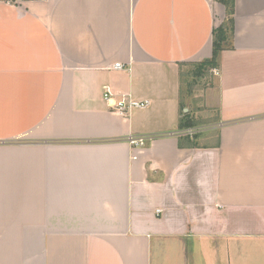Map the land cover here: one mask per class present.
Returning <instances> with one entry per match:
<instances>
[{
  "label": "crops",
  "instance_id": "obj_1",
  "mask_svg": "<svg viewBox=\"0 0 264 264\" xmlns=\"http://www.w3.org/2000/svg\"><path fill=\"white\" fill-rule=\"evenodd\" d=\"M224 19L215 0H0V264H264V0H234L218 74L182 95ZM106 89L149 106L118 115ZM182 113L206 129L178 136Z\"/></svg>",
  "mask_w": 264,
  "mask_h": 264
},
{
  "label": "trees",
  "instance_id": "obj_2",
  "mask_svg": "<svg viewBox=\"0 0 264 264\" xmlns=\"http://www.w3.org/2000/svg\"><path fill=\"white\" fill-rule=\"evenodd\" d=\"M225 11V19L218 27L212 31V54L210 59L195 64L197 73L200 74L204 70H215L219 66V56L222 51L231 48V40L233 36V15L234 0H215ZM195 122L190 118L189 114H183L179 122V130L193 127Z\"/></svg>",
  "mask_w": 264,
  "mask_h": 264
},
{
  "label": "built area",
  "instance_id": "obj_3",
  "mask_svg": "<svg viewBox=\"0 0 264 264\" xmlns=\"http://www.w3.org/2000/svg\"><path fill=\"white\" fill-rule=\"evenodd\" d=\"M114 69H122L120 64H115ZM214 75H217V70H213ZM103 100L109 104L112 111L118 115L125 116L132 110L145 109L149 106L148 101L140 102L131 98L129 95H121L119 98H115L114 95L109 91L105 90L103 93ZM199 131L195 128H187L181 130L178 136L190 137L197 134ZM153 137L150 136H133L129 135L126 137L125 141L133 148V150L141 149L150 142Z\"/></svg>",
  "mask_w": 264,
  "mask_h": 264
},
{
  "label": "rangeland",
  "instance_id": "obj_4",
  "mask_svg": "<svg viewBox=\"0 0 264 264\" xmlns=\"http://www.w3.org/2000/svg\"><path fill=\"white\" fill-rule=\"evenodd\" d=\"M213 76L214 73L211 70H204L198 74L195 66H184L181 76L182 95H184L186 99H190L194 95H200L210 87ZM195 129L200 132L202 129L206 128H200L197 126Z\"/></svg>",
  "mask_w": 264,
  "mask_h": 264
}]
</instances>
